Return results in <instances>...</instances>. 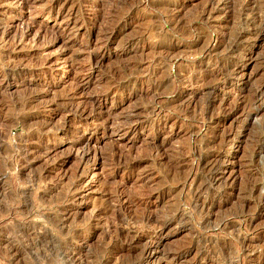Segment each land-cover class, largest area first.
<instances>
[{
	"label": "rangeland",
	"instance_id": "374dc122",
	"mask_svg": "<svg viewBox=\"0 0 264 264\" xmlns=\"http://www.w3.org/2000/svg\"><path fill=\"white\" fill-rule=\"evenodd\" d=\"M262 92L264 0H0V264H264Z\"/></svg>",
	"mask_w": 264,
	"mask_h": 264
},
{
	"label": "bare ground",
	"instance_id": "6f19581e",
	"mask_svg": "<svg viewBox=\"0 0 264 264\" xmlns=\"http://www.w3.org/2000/svg\"><path fill=\"white\" fill-rule=\"evenodd\" d=\"M122 2H124L125 0H121ZM87 2V1H86ZM146 2V1H145ZM245 2V1H244ZM81 3H85V1L84 2H80L79 4H77L78 6L81 4ZM258 3V2H257ZM121 4V3H120ZM130 4H132V3H130ZM129 4V5H130ZM210 4V3H209ZM260 5V4H259ZM263 5V4H262ZM81 6V5H80ZM107 6V5H106ZM119 6V5H118ZM153 7V6H152ZM104 8V7H103ZM102 8V9H103ZM129 8V7H128ZM164 8V7H163ZM210 8V7H209ZM101 10V9H100ZM241 10V9H240ZM258 10V9H257ZM256 10V11H257ZM168 12V11H167ZM209 12V11H208ZM97 14V13H96ZM201 14V13H200ZM241 14H242V12H241ZM259 14V13H258ZM257 14V15H258ZM74 15V14H73ZM103 15V14H102ZM130 16V15H129ZM132 17H133V15H131ZM180 18V17H179ZM182 18V17H181ZM197 18V17H196ZM167 19V18H166ZM204 19V18H203ZM73 20H75V19H73V16H72V18L70 19V22L71 21H73ZM171 20H172V17H171ZM246 20V19H245ZM248 20V19H247ZM261 20V19H260ZM168 21H169V19H168ZM94 22V21H93ZM96 22V21H95ZM170 22V21H169ZM180 23V22H179ZM74 24H75V22H74ZM94 24V23H93ZM111 24H112V22H111ZM110 24V25H111ZM170 24V23H169ZM168 24V25H169ZM173 24H176V23H173ZM182 24H183V22H182ZM234 24V23H233ZM251 24V23H250ZM98 25V24H97ZM179 25V24H178ZM189 25V24H188ZM258 25V24H257ZM167 26V25H166ZM171 26H173V25H171ZM170 26V27H171ZM180 26V25H179ZM184 26V25H183ZM253 26V25H252ZM251 26V27H252ZM109 27V26H108ZM168 27V26H167ZM186 27V26H185ZM164 28V27H163ZM162 28V29H163ZM172 28H175L174 26L172 27ZM179 28V27H178ZM197 28V27H196ZM252 28H255L256 29V26L254 27H252ZM262 28V27H261ZM121 29V28H120ZM171 29V28H170ZM176 29V28H175ZM190 29V28H189ZM193 29V28H192ZM181 30V29H180ZM188 30V29H187ZM231 30V29H230ZM163 31V30H162ZM171 31V30H170ZM175 31V30H174ZM174 31H173V33H174ZM177 31V30H176ZM186 31V30H185ZM185 31H184V33H185ZM255 31V30H254ZM254 31H253V33H254ZM120 32V31H119ZM169 32V31H168ZM172 32V31H171ZM183 32V31H182ZM214 32V31H213ZM229 32V31H228ZM118 33V32H117ZM188 34H189V32H187ZM226 33V32H225ZM160 34H161V32H160ZM159 34V35H160ZM164 34V33H163ZM181 34V33H180ZM183 34V33H182ZM224 34V33H223ZM247 34V33H246ZM255 34H256V39H259V37L261 36V35H263V33H261V30H260V28L255 32ZM113 35H114V33H113V28L111 29V30H109V32H105L104 33V37H103V40L105 41V43H106V41L107 40H109V39H112L113 38ZM167 35V34H166ZM166 35H164V36H166ZM174 35V34H173ZM176 35V34H175ZM184 35V34H183ZM245 34H238L236 37H234V41L233 42H235L236 44H237V41L240 39V38H242L243 36H244ZM158 36V35H157ZM221 36H223V35H221ZM226 36V35H225ZM235 36V35H234ZM159 37V36H158ZM161 37V36H160ZM167 37V36H166ZM218 37V36H217ZM224 37V36H223ZM248 37H250V36H248ZM252 37V36H251ZM99 39V38H98ZM179 39V38H178ZM251 39V38H250ZM253 39V38H252ZM201 40V39H200ZM205 40V39H204ZM119 41V40H118ZM203 41V40H202ZM232 41V40H231ZM243 41V40H242ZM208 42V41H207ZM206 42V43H207ZM130 43V42H129ZM128 43V44H129ZM231 43V42H230ZM229 43V44H230ZM228 44V45H229ZM120 45H122V44H120ZM203 45V44H202ZM126 46H127V44H126ZM224 47V46H223ZM204 47H202V49H203ZM205 48H207V47H205ZM236 48H235V45L233 44H231V46H230V49H229V52H231V53H233L234 54V52L236 51L235 50ZM208 50V49H207ZM234 50V51H233ZM198 51V50H197ZM205 51V50H204ZM241 51V50H240ZM228 52V53H229ZM210 53V52H209ZM232 54V55H233ZM238 54V53H237ZM170 55V54H169ZM208 55V54H207ZM235 55H236V53H235ZM234 55V56H235ZM168 56V55H167ZM233 56V57H234ZM201 57V56H200ZM169 58V57H168ZM235 58V57H234ZM239 58V57H238ZM228 59V58H227ZM249 59V58H248ZM224 60H226V59H224ZM250 60V59H249ZM166 61V60H165ZM101 62V61H100ZM99 62V63H100ZM229 62V61H228ZM95 63V62H94ZM227 63V62H226ZM95 65H98L97 63H95ZM214 65V64H213ZM216 66V65H215ZM225 66V65H224ZM223 66V67H224ZM229 66V65H228ZM183 68V67H182ZM232 69V68H231ZM107 72V71H106ZM226 72V71H225ZM234 72V71H233ZM112 73V72H111ZM224 73V72H223ZM113 74V73H112ZM173 74V73H172ZM229 74V73H228ZM232 74V73H231ZM233 75V74H232ZM235 75L237 76V77H240V78H242V77H244V73H243V70H237L236 72H235ZM117 76V75H116ZM215 77H216V75H215ZM157 78V77H156ZM169 78V77H168ZM218 78V77H217ZM241 80V79H240ZM246 81H245V84H248V82L250 81V78H246L245 79ZM179 81V80H178ZM186 81V80H185ZM210 81V80H209ZM17 82V81H16ZM160 83V82H159ZM168 83V82H167ZM166 83V84H167ZM193 83V82H192ZM205 84V83H204ZM145 85V84H144ZM174 85H175V83H174ZM173 85V86H174ZM177 85V84H176ZM181 85V84H180ZM179 85V86H180ZM244 85V84H243ZM159 86V85H158ZM158 86H151L150 87V92L151 91H153L156 87H158ZM172 86V85H171ZM172 86V87H173ZM201 86V85H200ZM160 87V86H159ZM163 87V86H162ZM165 87H167V88H169L168 90H170V87H168V85L167 86H165ZM193 87V86H192ZM239 87V86H238ZM238 87H236V86H232V88H231V90H237L238 89V91L239 90H242L243 88L242 87H240V88H238ZM244 87V86H243ZM122 88V87H121ZM175 88V87H174ZM173 88V89H174ZM179 88V87H178ZM123 89V88H122ZM172 89V90H173ZM177 89V88H176ZM165 90H166V88H165ZM175 90V89H174ZM178 90V89H177ZM160 92H162V90L160 91ZM230 92V91H229ZM235 93H236V91H234ZM146 93H149V92H146ZM263 93L264 92H262V94L260 93L259 95H257L255 98H250V99H247V100H243L242 102H241V105H244V109L246 108V109H252L253 107H254V105L255 104H259V103H261V102H259V101H261L262 100V98H263ZM159 95V94H158ZM237 96H239V94H237ZM236 96V97H237ZM260 96V97H259ZM181 97V98H180ZM179 97V95L178 96H176V98H175V100L177 101V102H179L180 100L182 101V96H180ZM152 98V97H151ZM205 98V97H204ZM219 98V97H218ZM238 98V97H237ZM154 99V98H153ZM184 99V98H183ZM242 99H244V98H242ZM185 100V99H184ZM221 100V99H220ZM180 101V103H178L177 104V109H175V111H176V113H182L183 112V114H186V111L184 110V109H182V103L183 102H181ZM222 101V100H221ZM221 101H219V103L217 104V105H219V108H218V110H221L220 111V114L222 113L223 115H221L222 116V119H216V124L217 125H221V123H222V125L224 124V122L225 121H227L228 119H230V118H233L234 117V111H233V109H235V108H231V106L230 107H227L225 104H223V102H221ZM235 102V101H234ZM167 103V102H166ZM169 103L170 104H172V103H174L173 101H170L169 100ZM176 103V102H175ZM238 103V102H237ZM154 104H155V102H154ZM185 104V103H184ZM227 104V103H226ZM167 105V104H166ZM216 105V106H217ZM237 105V104H236ZM174 106H175V104H174ZM187 106V105H186ZM185 106V107H186ZM234 106V105H233ZM158 106H154L153 108H152V112H156L155 114L159 117V120L162 118V117H167V115H164L165 113L164 112H162V110H161V108H157ZM176 107V106H175ZM192 107V106H191ZM226 107V108H225ZM174 108V107H173ZM183 108H184V106H183ZM212 108V107H211ZM214 108V107H213ZM237 108H239V107H237ZM236 108V109H237ZM197 109V108H196ZM203 109V108H202ZM208 109H209V107H208ZM241 109H242V107H241ZM166 110V109H165ZM210 110V109H209ZM238 110V109H237ZM188 111H190V110H188ZM194 111V110H193ZM202 111V110H201ZM206 111V110H205ZM211 111V110H210ZM209 111V112H210ZM213 111V110H212ZM217 111V110H216ZM226 111V112H225ZM245 111V110H244ZM79 112V111H78ZM204 112V111H203ZM256 112V111H255ZM172 113V112H171ZM219 113V112H218ZM225 113V114H224ZM240 114V113H239ZM209 115V114H208ZM242 115V114H241ZM178 116V115H177ZM207 116V115H206ZM237 116V115H236ZM258 116H261L260 114L258 115ZM243 117V116H242ZM204 118V117H203ZM235 118V117H234ZM248 118H249V116L247 115V113L245 112V116L243 117V119H247L248 120ZM208 119H209V117H208ZM257 119H259V117L257 118ZM158 120V121H159ZM261 120H264V116H262L261 117V119L260 120H257L256 121V123L259 121H261ZM109 117H107L106 119L104 118V124H103V128L104 129H107L106 127L108 126V123H109ZM240 121V120H239ZM254 121H255V119H254ZM101 122V121H100ZM148 122V121H147ZM235 123H234V125L236 124V121H234ZM127 123V122H126ZM125 123V124H126ZM166 123H167V121L166 122H163V123H160V122H158L157 124H156V126H157V129L159 130V129H163L165 126H166ZM237 123H239L238 122V119H237ZM117 124V123H116ZM115 124V125H116ZM228 124V123H227ZM241 124L242 123H240V126H241ZM113 126H114V124H112ZM120 125V124H119ZM124 125V124H123ZM233 125V124H232ZM231 125V127H233ZM237 125V124H236ZM252 125V124H251ZM254 125V124H253ZM125 126V125H124ZM224 126V125H223ZM226 126V125H225ZM224 126V127H225ZM230 126V125H229ZM243 126V125H242ZM117 127V126H116ZM123 127V126H122ZM121 127V128H122ZM171 127V126H170ZM173 127V126H172ZM239 127V126H238ZM238 127H236V128H238ZM152 128V127H151ZM226 128V127H225ZM235 128V126H234V129H236ZM243 128V127H242ZM124 130V132H123V134H126V133H129V132H135V131H137L138 132V130H139V128H138V126H137V124H134V123H131V124H128L127 126H126V128H123ZM172 129V128H171ZM112 131V130H111ZM236 131V130H235ZM235 131L231 128V129H229L228 131L227 130H220L219 131V133L217 134H215V135H217V138L216 139H214L211 143H215V142H218L221 146H225V145H230V144H233V140H235L237 137H235ZM115 132V131H114ZM111 134H113V133H111ZM244 134V133H243ZM246 135H248V134H246ZM1 136V135H0ZM2 137V136H1ZM0 137V138H1ZM215 137V136H214ZM1 144V143H0ZM157 146V145H156ZM217 147V146H216ZM22 149V148H21ZM240 149V148H239ZM244 149V148H243ZM21 152V151H20ZM19 153V152H18ZM17 153V154H18ZM22 153V152H21ZM23 155H25L24 153H23ZM115 155V154H114ZM20 156H21V154H20ZM81 156V155H80ZM83 156V155H82ZM211 156V155H210ZM229 155H226V153L224 152L223 154H219L218 155V158H217V160L218 161H220L221 159H222V161H220V163L221 162H223V163H225V161L227 162V161H229V157H228ZM17 157V156H16ZM19 157V156H18ZM169 157V156H168ZM205 158V157H204ZM213 158V157H212ZM203 160V159H202ZM209 160V159H208ZM211 160V159H210ZM215 160V159H214ZM30 161V160H29ZM207 163V162H206ZM209 163V162H208ZM210 164V163H209ZM28 165H29V163H28ZM205 166H206V164H204ZM212 166V165H211ZM210 169V168H209ZM223 171H225V168L223 169ZM223 174V173H222ZM230 174V173H229ZM221 175V174H220ZM232 177H233V175H231ZM231 176L229 175L228 176V178H230V179H232L231 178ZM239 176V175H238ZM243 177V176H242ZM228 178L226 177V179H225V182L228 180ZM235 178V177H234ZM236 178H237V176H236ZM255 178V177H254ZM219 179H222L221 177L220 178H218V176L216 177L215 175H214V177H212V182L214 183V182H218L219 181ZM5 180V179H4ZM234 180H236V179H234ZM241 182V181H240ZM253 182V181H252ZM233 183V182H232ZM231 183V184H232ZM235 183V182H234ZM224 185H227L226 183H224ZM248 186V185H247ZM230 188H231V186H230ZM257 187H255V189H256ZM195 189V188H194ZM205 189H207V188H205ZM210 189V188H209ZM241 190V189H240ZM260 190V189H259ZM258 190V191H259ZM226 191V190H225ZM257 191V192H258ZM226 193V192H225ZM216 194V193H215ZM259 199L261 200V201H264V192H259ZM50 200V199H49ZM71 213V212H70ZM73 215H76V214H73ZM249 216V215H248ZM73 218V217H72ZM11 219V218H10ZM72 222V221H71ZM246 223H247V221H246ZM173 227V226H172ZM67 233V232H66ZM110 242V241H109ZM133 242V241H132ZM160 241H158L157 243H155L154 241H147V242H143L142 243V246H141V248H140V254H139V259H140V262L141 263H143V264H156V263H158L161 259H162V257L163 258H165V259H167V255L165 254V253H163V251H162V254H161V256L160 257H158L157 255L158 254H160L159 252H161V251H158V246H159V243ZM140 244V243H139ZM138 244V245H139ZM129 245H131V244H129ZM137 246V245H136ZM130 248H131V246H129ZM133 248H134V246H132ZM137 247H140V245L139 246H137ZM150 247V249H151V252L152 253H154V255H152L150 258L148 257V258H146L145 260L144 259H142V257H143V255H144V253H145V250L147 249V248H149ZM165 248V247H164ZM175 248V247H174ZM132 249V248H131ZM139 252V251H138ZM124 255V254H123ZM184 256V255H183ZM182 256V257H183ZM195 257V256H194ZM179 258H181V257H179V256H174L173 258L171 257V259L172 260H176V259H179ZM169 259V258H168ZM170 260V259H169ZM137 261V260H136ZM162 261V260H161Z\"/></svg>",
	"mask_w": 264,
	"mask_h": 264
}]
</instances>
